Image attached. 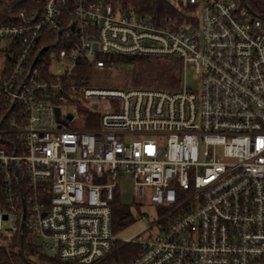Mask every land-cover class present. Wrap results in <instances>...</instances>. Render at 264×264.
I'll return each instance as SVG.
<instances>
[{
    "label": "built area",
    "instance_id": "obj_1",
    "mask_svg": "<svg viewBox=\"0 0 264 264\" xmlns=\"http://www.w3.org/2000/svg\"><path fill=\"white\" fill-rule=\"evenodd\" d=\"M163 1L182 23L97 0H36L0 22V248L18 238L27 264H99L128 244L138 254L111 264H264V18L239 0ZM165 56L196 90L91 86L117 65L102 58ZM119 172L134 206H155L146 239L112 232Z\"/></svg>",
    "mask_w": 264,
    "mask_h": 264
},
{
    "label": "trees",
    "instance_id": "obj_2",
    "mask_svg": "<svg viewBox=\"0 0 264 264\" xmlns=\"http://www.w3.org/2000/svg\"><path fill=\"white\" fill-rule=\"evenodd\" d=\"M99 2L109 4L114 10H133L141 16L148 17L153 21L160 23L171 21L174 24L178 25L182 23L185 19L184 13L178 11L174 6H171L165 3L163 0H97ZM241 4L245 5L249 8L251 13L254 16L264 18V0H239ZM36 0H0V22H5L10 18L14 17L19 10L28 9V8H37L35 5ZM67 6V5H66ZM68 8V6H67ZM68 11L70 12L69 8ZM60 18L63 22V34L62 38H64V32L68 30V25L70 20L68 16L60 11ZM47 42L45 43H53L57 38V34H49L47 37ZM61 45V40L59 42ZM46 46H41L44 48ZM40 48V49H41ZM53 50H47L46 52H50ZM44 52L41 55V58L45 55ZM106 61H113L117 65H129L134 66L137 65H152V71L147 74L148 77L146 81L143 76H139L138 73L132 79V86L135 88H126V89H140L138 86H145L146 89L151 90H167V91H176L180 88V80L182 73V62L177 57L173 56H165L159 58H147V57H113V58H102ZM41 62V61H40ZM44 72L46 71V66H42L37 64L36 67ZM135 71V69L133 70ZM81 74H90V70L87 68L81 69ZM124 89V88H123ZM82 112L84 118L86 119V123L84 124V128L87 130H91L93 128L98 127V122L96 120V116L94 114L88 113L87 111ZM95 118V120H94ZM91 121V122H90ZM111 207V220H112V232L115 234L117 231L121 230L127 223L132 221V216L130 212V207L124 205L119 200L118 193L114 194L113 200L110 203ZM162 210V209H161ZM19 249H22V252L26 254L27 251H32L29 247H27L24 242L20 245L19 239L14 238L12 241L11 247L0 248V264H27L25 260L21 257L19 253ZM140 251L139 247L134 244H128L125 246L118 245V249L114 254H112L109 258L104 260L99 264H111V263H119L126 262L131 259L133 256L138 254ZM43 264H74L70 262H63L56 258H45L43 260Z\"/></svg>",
    "mask_w": 264,
    "mask_h": 264
},
{
    "label": "rangeland",
    "instance_id": "obj_3",
    "mask_svg": "<svg viewBox=\"0 0 264 264\" xmlns=\"http://www.w3.org/2000/svg\"><path fill=\"white\" fill-rule=\"evenodd\" d=\"M51 64L49 66V71L54 75L61 74L62 67L59 66L58 62L52 55ZM1 65V58H0ZM135 69V71H133ZM152 71V65H137L134 66L129 65H116L115 67H108L107 69H102L99 71H94L91 73L90 83L92 87H96L97 89L104 90H114L120 88H135L131 87L133 82L132 79L138 73L139 76H143L144 80L148 77L147 74ZM183 84L190 90L197 89V82L193 79V72L190 69H186L185 72L181 73L180 86ZM140 89H146L145 86L137 87ZM72 107H79V104L72 103ZM94 183H101L102 180ZM117 192L119 195V200L122 204L130 207V212L132 216V221L127 223L121 230L117 231L114 235L115 238L119 241L126 240H142L148 237V229L151 226V223L157 221V215L155 206L149 203L148 197H146L145 201L138 205L135 204V185L130 175L119 172L116 178ZM157 229L154 228L150 231L152 236L157 234ZM45 257H51L49 254ZM30 261L36 262L35 257H28ZM53 258V257H51Z\"/></svg>",
    "mask_w": 264,
    "mask_h": 264
},
{
    "label": "water",
    "instance_id": "obj_4",
    "mask_svg": "<svg viewBox=\"0 0 264 264\" xmlns=\"http://www.w3.org/2000/svg\"><path fill=\"white\" fill-rule=\"evenodd\" d=\"M65 13H66V11H65ZM60 35V33H58V36ZM41 52L42 51H40V52H38V54L36 55V58L35 59H37L38 57H39V55L41 54ZM55 114H56V117H57V115H58V110L56 109L55 110ZM72 118V116L71 115H68L67 116V120H70ZM20 245H21V240H20ZM22 256V255H21ZM23 257V256H22Z\"/></svg>",
    "mask_w": 264,
    "mask_h": 264
}]
</instances>
